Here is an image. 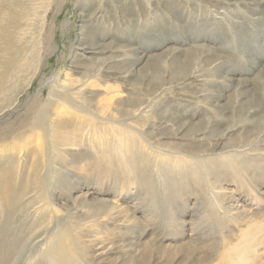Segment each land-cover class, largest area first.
Segmentation results:
<instances>
[{"label":"rangeland","instance_id":"374dc122","mask_svg":"<svg viewBox=\"0 0 264 264\" xmlns=\"http://www.w3.org/2000/svg\"><path fill=\"white\" fill-rule=\"evenodd\" d=\"M77 2L51 4V45L36 56L32 81L34 68L0 94V172L20 195L39 159L43 181V193L19 196L24 212L0 207V236L17 244L0 248V264H71L49 256L64 232L77 264H264V14L209 0H153L150 11L145 0L135 27L146 38L128 45L127 36L124 47L148 54V66L109 80L68 70ZM217 56L224 67L215 71ZM191 71L196 83L172 84ZM238 87L252 97H238ZM59 118L68 127L56 141ZM198 130L211 136H189ZM118 140L122 154L107 167ZM118 159L144 161L127 175Z\"/></svg>","mask_w":264,"mask_h":264},{"label":"bare ground","instance_id":"6f19581e","mask_svg":"<svg viewBox=\"0 0 264 264\" xmlns=\"http://www.w3.org/2000/svg\"><path fill=\"white\" fill-rule=\"evenodd\" d=\"M62 1L63 0H0V66H3L2 72L0 73V94L8 90L10 91L11 87L6 89L7 85H10L12 82V87L13 85L15 86L16 78L21 77L24 73L34 68L29 77L30 82L32 81V78L36 73V56L40 54L41 49L44 50L45 48L49 47V45H51L49 36L51 29L47 28L45 20L47 19L46 16L49 11L48 9L52 3L53 6L56 7L57 4L61 3ZM144 1L145 0H78L77 4L75 5L78 11L76 38L74 44L68 47L69 53L66 55V57H68V70L74 74H83L88 76L92 74V77L102 73L104 75L103 78L109 80H122L136 75V67L139 64H143L146 69L150 56L146 53L140 54L139 56L133 48H128V46L127 48L126 46L124 47V42L126 41L127 36H129V40L127 39L128 45L130 44V40L134 41V36L142 39L146 38V35L144 36L139 34V28L135 27L136 16L138 17L139 12L142 14L143 10L145 9V6L144 8L141 6ZM209 1L219 5L220 8L228 7L237 10L238 7H243L244 9L264 14V0ZM148 2H150L149 8L151 11V4L153 5V0H148ZM41 13H43V17L40 15ZM247 13L248 12H246V14ZM260 19L261 17L256 16L253 20H251L253 22ZM149 20H153L152 12L146 16V22ZM108 25L109 28L107 29L105 26ZM149 25H151V23H149ZM105 30L109 31V33H104ZM39 34L42 35V41H39L38 43L41 45L40 47L35 44L38 37L40 36ZM69 34L71 33L68 32V35ZM107 37L110 39V41H107V43L104 44L100 42V39L105 40L108 39ZM149 41L150 39L145 40V44L142 43L147 49L152 47L150 46ZM140 42L138 41L139 44ZM133 43L137 44L136 41ZM28 45L30 46L27 48ZM106 45L108 47H105ZM35 48L36 50H34ZM215 58L216 59L211 61V69L218 71L224 67V61L221 56H217ZM85 62L87 63L85 64ZM183 66H181V68H185L187 63H185ZM196 74V71H191L187 74L182 73L181 77L177 81L172 82V84L179 86V84L196 83ZM221 79L225 80V78ZM238 88V97H252L251 92L247 87ZM241 88H243V90H240ZM163 89L164 87L159 88L156 92H161ZM60 95L58 96L59 98L61 97ZM220 97L221 96H219V98ZM243 105L245 106V104ZM253 111L254 108H251L247 112L248 115L250 113H254ZM58 113H60V115H65L66 112L61 110L58 111ZM218 113L220 115H218ZM218 113L217 115L221 117V120H229L230 115L226 114V111ZM67 127L68 126L66 125V122L62 118H59L58 122L55 124V127H53L55 129L53 130L54 140L61 141L59 130H64ZM236 127V125L226 127L224 132L231 133L236 129ZM184 128L185 125H182L177 130V133L175 134L177 139H182L184 136L182 135ZM162 130H165L164 125H160L157 131H159L158 134L161 137L163 136V138H165L167 133ZM189 136H194L196 139L202 141L209 138L211 133L206 134L203 131L198 130L194 131ZM168 137L171 139L174 138V136ZM122 145L123 144H121V140H118L115 143L113 151L107 152L106 154L109 155V157L111 156V153L120 156V154H122ZM102 158L104 159V154L102 155ZM111 160L112 159L110 157V160L105 161L107 167H110L112 164ZM117 161L122 162V160L119 159ZM143 161V159H137L136 164L135 162L131 164L122 162L121 164L119 163V165L121 170L129 175L133 174L135 170L141 169ZM41 163L42 161L37 159L35 163H33V166H31V176L29 179H27L26 187L20 195H22L24 191L35 189L37 192L41 191L43 193L41 190L43 187V181L39 178L38 173ZM215 165V162H209L204 165V168L209 170ZM7 179L8 175L6 173L2 174L0 172V207L7 209L8 214H10L11 217L21 213L22 211L24 212L26 207L20 205V195H17L15 192H13L11 182L7 181ZM87 193L88 195H92L89 192ZM0 233H4L5 235L6 231L1 230ZM4 235H2L3 237L0 236V248H2L4 244H8L9 249L17 245L15 240L5 237ZM69 236V232H64L57 236V243L51 248L49 256L53 259L60 260L61 262L68 259L71 264H77L74 257L76 248H74V245L69 242ZM5 238H8V240ZM5 253L6 254H4L3 257V263L12 256L11 251Z\"/></svg>","mask_w":264,"mask_h":264}]
</instances>
